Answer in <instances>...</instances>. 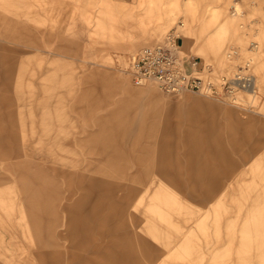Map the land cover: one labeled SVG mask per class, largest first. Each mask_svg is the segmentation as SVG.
Segmentation results:
<instances>
[{
	"label": "rangeland",
	"instance_id": "1",
	"mask_svg": "<svg viewBox=\"0 0 264 264\" xmlns=\"http://www.w3.org/2000/svg\"><path fill=\"white\" fill-rule=\"evenodd\" d=\"M261 9L0 0V264H264ZM172 33L216 83L255 88L136 85L131 55Z\"/></svg>",
	"mask_w": 264,
	"mask_h": 264
},
{
	"label": "built area",
	"instance_id": "2",
	"mask_svg": "<svg viewBox=\"0 0 264 264\" xmlns=\"http://www.w3.org/2000/svg\"><path fill=\"white\" fill-rule=\"evenodd\" d=\"M177 39L172 33L165 43L143 47L131 55L128 73L136 85L152 82L167 93L195 91L215 95H232L238 89L255 87V76L242 71L224 75L216 83L197 57L179 54Z\"/></svg>",
	"mask_w": 264,
	"mask_h": 264
},
{
	"label": "bare ground",
	"instance_id": "3",
	"mask_svg": "<svg viewBox=\"0 0 264 264\" xmlns=\"http://www.w3.org/2000/svg\"><path fill=\"white\" fill-rule=\"evenodd\" d=\"M254 7V6H253ZM254 9V8H253ZM256 11V10H255ZM254 11V12H255ZM148 13V12H147ZM150 13V12H149ZM253 13V12H252ZM261 13L263 14V19L261 20V29H262V38H261V41H260V43H259V45H260V49H259V51L257 52L258 54H259V57H260V59H261V61L262 62H264V9H261ZM147 16V15H146ZM172 9L171 10H167V11H161L159 14H157L156 15V21H155V27H154V30L153 31H155L156 33L157 32H160L163 28H164V26L166 25V24H168V22L170 21V20H172ZM147 19V18H146ZM101 24V23H100ZM180 27H185V23L183 22V21H181V24L179 25ZM102 28V27H101ZM189 28H190V26H189ZM103 29V28H102ZM142 29V28H141ZM128 30V29H127ZM143 31V30H142ZM144 34V33H143ZM131 40V39H130ZM100 71V70H99ZM104 73H106V72H104ZM97 75H98V72H97ZM99 76V75H98ZM102 76V75H101ZM109 76V75H108ZM108 76H105V77H108ZM115 76V75H114ZM112 77V76H111ZM108 78H110V77H108ZM97 79H100V78H97ZM103 79V78H102ZM111 79V78H110ZM108 80V79H107ZM112 80H114V77H113V79ZM111 80V81H112ZM116 80V79H115ZM114 80V81H115ZM119 81V80H118ZM118 81L116 80V82L118 83ZM109 82V81H108ZM103 83V82H102ZM112 83H114V82H112ZM119 84V83H118ZM107 86H108V84H106ZM114 85V84H113ZM116 85V84H115ZM120 85V84H119ZM127 85V84H126ZM102 86H104V85H102ZM110 86V85H109ZM108 86V87H109ZM127 87V86H126ZM255 88V87H254ZM253 88V89H254ZM129 89V88H128ZM133 89V88H132ZM153 89H154V87H153ZM117 91V89L115 90V92ZM114 92V91H113ZM114 92V93H115ZM131 93V92H130ZM137 92H135V94H136ZM140 94V93H139ZM133 95V94H132ZM141 95V94H140ZM104 97V96H103ZM111 97V96H110ZM126 97H128L127 95H126ZM125 97V98H126ZM134 97V96H133ZM139 97V96H138ZM151 97V96H150ZM150 97H149V99L148 100H150ZM107 98V97H106ZM113 99H114V94H113ZM139 99H141V98H139ZM163 99V98H162ZM128 100H129V98H128ZM133 100V99H132ZM135 101V100H134ZM137 101H139L138 100V98H137ZM143 101V100H142ZM140 102V101H139ZM165 102V101H164ZM131 103H132V101H131ZM153 103V102H152ZM108 104V103H107ZM122 104V103H121ZM121 104L119 103L118 105H120L121 106ZM129 104H130V102H129ZM133 104V103H132ZM156 104H158V103H156ZM165 104V103H164ZM131 105V104H130ZM130 105H127V106H130ZM153 105V104H152ZM159 105V104H158ZM166 105V104H165ZM133 106V105H132ZM139 106V105H138ZM148 106H149V104H148ZM148 106H146V107H148ZM123 107H124V105H123ZM133 107H135V106H133ZM132 107V108H133ZM152 107H154V106H152ZM184 107V106H183ZM125 108H126V106H125ZM129 108V107H128ZM155 108V107H154ZM163 108H164V106H163ZM179 108V107H178ZM123 109V108H122ZM127 109V108H126ZM140 109V108H139ZM138 109V110H139ZM147 109H149V108H147ZM165 109V108H164ZM185 109V108H184ZM118 110V109H117ZM124 110V109H123ZM130 110V109H129ZM134 111H135V109H133ZM147 111V110H146ZM149 111H150V109H149ZM163 112H164V110H163ZM176 112H178V111H176ZM135 114V113H134ZM162 114V113H161ZM157 115H158V113H157ZM163 115V114H162ZM161 115V116H162ZM146 117V116H145ZM149 117V116H148ZM161 118V117H160ZM151 119H152V117H151ZM161 120V119H160ZM144 121V120H143ZM150 122V121H149ZM154 122V120H152V122L151 123H153ZM155 122H157V121H155ZM189 122V121H188ZM145 123V122H144ZM179 123H180V121H179ZM181 124V123H180ZM181 128V127H180ZM186 144L187 143H189L190 141H184Z\"/></svg>",
	"mask_w": 264,
	"mask_h": 264
}]
</instances>
